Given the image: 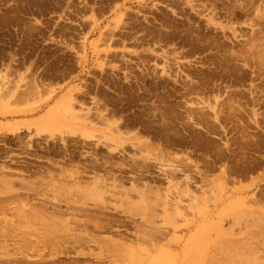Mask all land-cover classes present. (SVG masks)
Returning <instances> with one entry per match:
<instances>
[{
    "label": "rangeland",
    "instance_id": "rangeland-1",
    "mask_svg": "<svg viewBox=\"0 0 264 264\" xmlns=\"http://www.w3.org/2000/svg\"><path fill=\"white\" fill-rule=\"evenodd\" d=\"M0 264H264V0H0Z\"/></svg>",
    "mask_w": 264,
    "mask_h": 264
},
{
    "label": "flooded vegetation",
    "instance_id": "flooded-vegetation-1",
    "mask_svg": "<svg viewBox=\"0 0 264 264\" xmlns=\"http://www.w3.org/2000/svg\"><path fill=\"white\" fill-rule=\"evenodd\" d=\"M60 257L64 258L63 260H59L60 262L69 263V262H75L73 258H76L78 256H76V254H69V255H60Z\"/></svg>",
    "mask_w": 264,
    "mask_h": 264
},
{
    "label": "bare ground",
    "instance_id": "bare-ground-1",
    "mask_svg": "<svg viewBox=\"0 0 264 264\" xmlns=\"http://www.w3.org/2000/svg\"><path fill=\"white\" fill-rule=\"evenodd\" d=\"M44 120V119H43Z\"/></svg>",
    "mask_w": 264,
    "mask_h": 264
}]
</instances>
